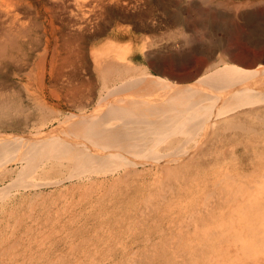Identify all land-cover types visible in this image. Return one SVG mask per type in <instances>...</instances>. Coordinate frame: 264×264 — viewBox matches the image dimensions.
Segmentation results:
<instances>
[{
    "label": "bare ground",
    "instance_id": "1",
    "mask_svg": "<svg viewBox=\"0 0 264 264\" xmlns=\"http://www.w3.org/2000/svg\"><path fill=\"white\" fill-rule=\"evenodd\" d=\"M132 1L0 0V69L12 65L20 67L25 78L21 83L24 96L19 90H8L14 82L0 75V182L10 177L6 184H0V200L5 205L13 204L18 193L28 194L29 206L34 208L43 203V189L52 188L48 197H52L55 213L60 211L59 200L69 206L85 205L89 201L86 205L91 211L93 202L102 204L109 199L118 201L119 208L122 205L128 207L120 213L130 218L152 212V201L160 198L165 202L164 214L183 215L181 223L184 219L209 215L212 210L219 213L225 205L229 209V220H220L221 226L218 224L220 227H215L214 231L209 227L211 232L227 228L230 230L225 235L229 237L231 231L242 235L247 231L252 233L254 241L263 243V2L247 0L230 5L237 12L234 18L222 19L223 13L218 10V20L222 19L218 24L221 26L219 31H214L210 24L199 18L200 21L194 23L205 29L199 42L194 34L197 31L189 33L185 21L182 23L184 0H176L177 11L171 10L173 15L165 21L168 29L164 32H159L160 26L154 20L152 22V17L142 14L144 22L138 18L140 23L135 25L136 30L154 34L152 39L144 40L146 43L164 39L169 56L176 61L186 59L187 55L190 57L187 51L200 54L188 74L186 71L184 75H176L173 67L161 70L154 60V73L137 66L132 58L142 46L137 47L132 41H137L140 35L131 33L129 27L111 25L110 19L119 14L118 10L121 14L124 7L129 9ZM223 2L221 0L214 7H220ZM201 3L213 7L211 0H201ZM163 4L161 2V9H164ZM192 4L193 7L198 3L193 1ZM243 7L249 9L239 12ZM121 16L126 19L127 15ZM233 25L241 29L236 37L241 40L239 54L224 45L226 30H233ZM63 27L66 32L60 31ZM59 32L60 45L57 44ZM155 32L160 35L158 39ZM104 33L124 36L129 42L92 51L89 42ZM174 48L179 51V57L173 52ZM88 53L91 56L89 63ZM30 54L35 56L32 61ZM162 58L166 63L171 60ZM179 65L185 68V64ZM57 88H66L63 99L67 111L62 107V100L58 102ZM85 88L90 90L82 91ZM226 138L235 139V144L224 142L229 140ZM207 164L211 167H205ZM247 166L253 168L254 177L250 174L244 177ZM210 186L211 190H207ZM75 192H78L77 202L72 197ZM128 193H132L127 199L130 204L125 201ZM188 205L192 207L188 208ZM99 211L107 210L103 207ZM9 212L14 214L12 208ZM245 221L251 225L248 222L249 226L243 225ZM257 222H260L258 231ZM65 227L62 224L61 231ZM236 255L246 261L243 264H255L247 261V252ZM260 264H264V259Z\"/></svg>",
    "mask_w": 264,
    "mask_h": 264
},
{
    "label": "rangeland",
    "instance_id": "2",
    "mask_svg": "<svg viewBox=\"0 0 264 264\" xmlns=\"http://www.w3.org/2000/svg\"><path fill=\"white\" fill-rule=\"evenodd\" d=\"M133 1L129 5L130 7L132 6L131 8L129 7V9H128V7H127L125 9V7L123 6L124 11L121 12V14L124 16L127 15L126 19H125V17H124V19H122L123 17L121 16L120 11L118 10L119 14L117 13L116 16L114 15V17L110 19V23H111V25H113L114 23H116L117 25L119 24L118 26H121L124 28L129 27L131 33H135L137 36L140 35V36H138L137 41H135V42L132 41V43L135 46H137V47L142 46V49L139 50V48H138L139 53L137 51L135 57L132 58L133 61H135L134 63L137 66L146 67L147 69H149L152 72L153 71L152 67H155V65H156V63L154 61H157V63L160 64V65L158 64V66L161 70H167V69H169V68L171 69L173 67L175 74L176 73L183 74L186 71H187L186 74H188L191 71L190 69H191L192 65L194 64V61H195L194 59L196 58V56L198 54H196V53L194 54V52L187 51V52H189L190 57L187 55L186 59L176 61L172 57L169 56V53H168L169 50L167 49L168 45L164 39H162L161 41H157L155 43H152V44L146 43V41H144V40L145 39L146 40L152 39L154 37L153 36L154 34L148 33V32H143L140 30H136V26H135L136 24L140 23L141 19H142L141 21L144 22V15L143 16H141V15L146 14L147 15L146 17H148V18L152 17L153 18L152 22L154 20L156 22V25L160 26L159 32H164L165 29L166 30L168 29L165 26V21L166 20L168 21V18L173 15V12L177 11V8L175 7V3H177V1L176 0H164V1L159 0V2H157L158 0H142V1L135 0L134 2ZM154 1L157 4L156 3L154 4ZM185 1H187V2H185ZM193 1H197L198 4L192 7L191 5H193L192 4ZM193 1L192 0L182 1L183 2L182 6L184 7L183 8L184 11L182 10L183 12L181 13V20H182V23L185 21L184 23L186 25L183 23L184 26L187 29H190V30H187L189 33L197 31L194 34L196 35V39L198 38L197 39V41H198L200 39H203L202 33L205 32V29L202 28L201 26L195 24L196 21L199 22L200 20H202L207 25L210 24L214 31H219V28L221 26L218 24L221 23L220 21L222 19H224L228 16H232L233 18L235 17V14L237 12H235V10L231 8L233 6V4L234 5L235 4H241L247 0H226V1L224 0V2L221 3L220 7L219 6L214 7V6L219 4V2L221 0H211L213 7L204 6L201 3V0L200 1L193 0ZM249 1L252 3H258L260 1V2H263V5H264V0H248V2ZM161 2H162V4L164 2V4H163L164 9L163 8L161 9L162 6L160 7ZM172 2H174V3H172ZM168 3H169V5H168ZM141 5H142V7H141ZM154 5L155 6L157 5V6L155 7ZM230 5H231V7H230ZM148 6H149V8H148ZM189 6L191 7V9ZM116 7H117V9L120 8V6H116ZM135 7H136V9H135ZM152 7H153V10H152ZM145 8L147 10L145 12L143 11L144 13L140 12V10H145ZM186 8H188V9H186ZM200 8H201V10H200ZM228 8H231L232 10L228 9ZM130 9H131V11H129ZM192 9H193V11H192ZM241 9L239 10V12L244 11L245 9L248 10L249 8L243 7ZM135 10H136V12H135ZM156 10H158L159 12ZM171 10L173 12H171ZM218 10L220 11V13H223L221 20H218L219 19L218 15H217ZM148 11H150L151 13L149 14ZM132 12H133V14H132ZM134 14L139 15V16H135ZM129 15H131V16H129ZM158 15H159V17H158ZM140 16H141V18H140ZM196 16H198V17H196ZM134 17H135V19H134ZM183 17H185V19ZM214 17L217 19H215ZM117 18H118V20H117ZM138 18L140 20H138ZM196 18H198V20H196ZM199 18H200V20H199ZM236 20H237V18H236ZM162 21H163V23H162ZM187 22H189V23H187ZM211 23H213V24H211ZM163 24H164V26H162ZM194 25H195V28H194ZM187 26H190V27H187ZM233 27L234 28H231L233 30H226L227 32H226V35L224 37V43H225L224 45H225V47L229 45L230 46V47L228 46L229 48H231V49L233 48V51L235 53H238L240 50L239 46L241 47V45L238 43H241V40L238 41V38H236V37L239 36L238 30L241 31V29L238 27L236 28L234 25H233ZM66 30L67 29L65 27H63V29L62 28L60 29L61 32L62 31L66 32ZM193 30H196V31H193ZM198 30H199V32H198ZM232 31H233V34L230 33ZM61 32H59L57 35V42H58L57 44L58 45H60L59 41H62ZM156 33L157 32H155V34ZM235 33H237L236 34L237 36L235 35ZM146 36L147 37L149 36L148 37L149 39L146 38ZM156 37L158 39L160 37V35L158 36V34H156L155 38ZM119 38L120 37H116V36L109 35V34L107 35L106 33H104L100 36H97L93 40H91L88 44V47H91L92 51L93 50H105L108 47H110L111 44H113L115 46H120L125 42H129V40H128L129 38H124V36L121 37L120 39ZM162 42L163 43L165 42V43L162 44ZM165 45H167V46H165ZM157 46H158V48H157ZM151 47H152V49H151ZM144 48H146V50ZM174 49H176V48H174ZM174 49H172L173 52L176 54V56L179 57V53H178L179 51L177 49L176 50H174ZM154 56L157 59H155ZM157 56H159V57L161 56L160 59ZM163 56L165 58H167L166 61L170 60V59L171 60L169 62L167 61V63H166L165 59L162 58ZM34 57L35 56L30 54V57H29L30 61L34 60L33 59ZM87 59H88L87 62L89 63V61H91V56L89 55V53L87 54ZM152 60H154V61H152ZM148 63H150V64L153 63L154 65L151 64V66H150V64H148ZM170 63L174 64V65L172 66ZM181 63L185 64L184 65L185 68L181 67L182 65H179ZM162 64H164V65H162ZM163 66H165V67H163ZM177 66H178V68H177ZM187 67H190V68H187ZM183 68H184V71H183ZM19 69H20V67H16L13 65H12V67L10 66V68L4 67L3 69H0V75L3 74L4 76H7V78L9 77L8 79L11 82H14V86L12 87V89H8V90H17V91L19 90L22 93L23 87H22L21 83L25 82L24 81L25 78H23V76H22L23 71H19ZM177 70H180V71L177 72ZM85 72L86 71H84L83 73H85ZM152 73H154V71ZM80 74H82V73H80ZM65 89H58L57 88L56 89L57 91L55 92V94H58V96H59L58 102L60 103V101L62 100L61 101L62 107L64 108L65 111H67L65 109V108H67V105H66L65 100L63 99ZM85 90L89 91L90 88L89 89L85 88L84 90L82 89V91H85ZM0 93H1V91H0ZM94 94H95V96L98 95L97 90H96V92H94ZM23 95L25 96L24 92H23ZM95 96L93 95V97H95ZM54 102H56L55 98H54ZM48 103L53 104L50 101H48ZM226 139H229V138H226ZM224 142H228L229 144L231 143L230 145H234L236 140L232 138L229 140H225ZM250 158H252V157H250ZM205 167L210 168L211 164H207V165H205ZM251 168H252L251 166H247V171L245 172L246 174L244 177H246L247 174H250V176L254 177L253 168L252 169ZM8 179H10V177L7 178L5 180V182H3V183L0 182V184L1 185H4V183L6 184ZM211 188L212 187L210 186L207 188V190H211ZM52 190H53L52 188L43 189V193H44L43 198H42L43 203L38 204L39 206L37 205L34 208H31L29 206L28 194L26 196L24 194L19 195V193H18L15 197L16 200L14 199L15 202L13 204H12V202H10L9 204L5 205L4 201L0 200V209H1L0 210V226H1L0 227V232H1L0 238H2V240L0 239V264H25V263L26 264H45V263L46 264H94V263L95 264H108L109 261H110L109 264H131L132 262H133V264H207V263L208 264H243V263H245L246 261H244L243 259L237 258V255H236L237 252L240 253L241 255H243V252L244 253L247 252L248 257L246 259H247V261L251 260V263L260 264V260L262 261L264 259V242L261 243L258 241H254L252 239L253 235L251 232L244 231L243 235H242V233H234L233 231H231V234L229 237H227L228 235L227 236L225 235V234H227L225 232H228L230 230V229L228 230L227 228L225 229V231H222L220 228H218V230L214 232L215 235H214V233L211 232L212 227H213V231H214L215 227L217 228V227L221 226V221L223 222L225 219H228L229 216H227V215L229 214V209H227L228 207H224L225 205H223L222 211H220L219 213L217 210L216 211L212 210L211 212H209V215L206 214V215H203V217L195 216L194 218H192V220L184 219L183 223H181V221L183 219V217H182L183 215L172 214V213L169 215L164 214L165 213V205H164L165 202H163L160 198H155L152 201V205H153L152 208L154 209V210H152V212H150L146 215H143V216L137 215V217H135L134 215H131L129 218V217L123 216V214L121 215L120 212L122 210H127L128 207H126L125 205H122L119 208V202L118 201L109 200V199H107L102 204H98V202H93L92 203L93 208L91 209V211L89 210L90 206H87L90 203L89 201L86 203L87 205L86 204L81 205V204L77 203L75 206H73V205L69 206L67 204L64 205L63 200H59L57 203L59 204L60 211L58 213H55V211L53 210L54 204H52V201H51L52 197L51 196L48 197V194L50 193L49 191H52ZM54 195L56 197L57 194H54ZM131 195H132V193L131 194L128 193V195L125 198V201H127V199L129 197H131ZM23 197H24V199H23ZM72 197L77 202L78 192H75V195H72ZM20 199H21V201H20ZM18 200H19V202H18ZM90 201L92 202L93 200H90ZM126 203L130 204V201H127ZM3 204L5 206L1 207V205H3ZM79 205H80V207H79ZM103 207H104V209L106 208L107 211L100 212L99 210ZM175 207H177V206H175ZM191 207H192V205H188V208H191ZM11 208L13 209L12 213H14L12 215L9 212V210ZM223 208H225V209H223ZM203 209H204V207H203ZM20 211L21 212L23 211V212L21 213ZM202 211H204V210H202ZM82 213H84V214H82ZM32 215H34V216H32ZM109 216H110V218H109ZM226 216H227V218H226ZM18 217H19V220H18ZM107 217L109 219H107ZM216 217H218V218H216ZM6 219H7V222H6ZM103 219H104V221H103ZM228 220H226V221L228 222ZM2 221H3V223H2ZM196 222H198L199 225L196 224ZM227 222L225 223V226H226ZM247 222L248 221L243 222V225L246 226ZM61 223L65 224L66 227L68 226L67 228L65 227L64 231H61V229H62ZM248 223H250V222H248ZM1 224H3V225H1ZM253 224H254V222H253ZM259 224H260V222H257L255 224L256 230H257V228H260ZM180 225H181V227H180ZM250 225H251V223H250ZM149 226H151V227H149ZM235 226H236V224H235ZM235 226H234V228H235ZM247 226H249V224H247ZM232 230H234V229H232ZM78 231H79V233L77 235ZM190 231H192V232H190ZM20 232H21V234H20ZM97 232H99V233H97ZM150 233H152V234H150ZM238 234L242 235V236H238ZM36 235H38V236H36ZM174 235H175V237H174ZM182 236H184V237H182ZM192 236H194V237H192ZM189 238H190V241H189ZM195 239H197V240H195ZM218 241H220V242H218ZM237 241L242 242V243H238ZM177 242H178V244H177ZM247 242H248V244H247ZM16 243H18L19 245ZM170 243H171V245H170ZM203 243H205V244H203ZM233 243L234 244L236 243L235 246H232ZM116 247L118 249H116ZM189 247H191V248H189ZM209 247H211V248H209ZM168 249H169V251H168ZM113 250H114V252H112ZM117 251H118V253H116ZM48 252H51V253L48 254ZM52 252H53V254H52ZM207 253H209V254H207ZM22 254H23V256H21ZM112 254H114L116 256V258ZM3 255H5V256H3ZM95 256H96V258H95ZM117 256H118V258H117ZM198 256H200V257H198ZM36 257H38V258H36ZM46 257H47V259H46ZM97 257H98V259H97ZM31 258H32V260H30ZM217 258H218V260H216ZM44 259H45V261H44ZM110 259L113 261H111ZM210 260H212L213 262ZM15 261H16V263H14ZM185 261H186V263H185Z\"/></svg>",
    "mask_w": 264,
    "mask_h": 264
}]
</instances>
